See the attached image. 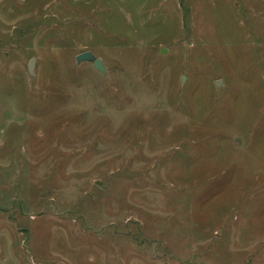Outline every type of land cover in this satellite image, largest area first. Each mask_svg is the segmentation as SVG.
<instances>
[{
    "label": "rangeland",
    "instance_id": "374dc122",
    "mask_svg": "<svg viewBox=\"0 0 264 264\" xmlns=\"http://www.w3.org/2000/svg\"><path fill=\"white\" fill-rule=\"evenodd\" d=\"M0 264H264V0H0Z\"/></svg>",
    "mask_w": 264,
    "mask_h": 264
},
{
    "label": "water",
    "instance_id": "95a60500",
    "mask_svg": "<svg viewBox=\"0 0 264 264\" xmlns=\"http://www.w3.org/2000/svg\"><path fill=\"white\" fill-rule=\"evenodd\" d=\"M77 63L81 64L82 62L92 63L93 68L102 74H106L107 70L101 58H97L92 52H83L77 56ZM36 58H32L29 63V74L34 75ZM222 81L219 80L216 83V86L219 88L222 85Z\"/></svg>",
    "mask_w": 264,
    "mask_h": 264
}]
</instances>
